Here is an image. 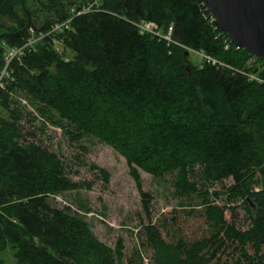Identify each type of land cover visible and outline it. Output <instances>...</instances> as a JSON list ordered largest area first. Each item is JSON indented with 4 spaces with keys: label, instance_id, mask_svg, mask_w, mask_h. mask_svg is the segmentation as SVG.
I'll list each match as a JSON object with an SVG mask.
<instances>
[{
    "label": "trees",
    "instance_id": "16d2710c",
    "mask_svg": "<svg viewBox=\"0 0 264 264\" xmlns=\"http://www.w3.org/2000/svg\"><path fill=\"white\" fill-rule=\"evenodd\" d=\"M74 4L0 0V74L4 45L22 46L31 28L69 19ZM99 9L14 61V80L0 89V253L12 245L19 264H145L142 252L125 259L122 239L112 248L84 215L52 204L80 186L57 154L24 133L22 121L39 116L76 142L93 138L122 156L149 217L139 171L173 175L179 198L201 199L208 236L187 240L175 216L141 227L151 264H230L235 256L234 264H264V192H254L264 176V58L217 30L203 0H100ZM141 21L157 25L160 36L142 34ZM189 50L215 63L193 65ZM20 92L36 116L12 108ZM230 178V199L246 204L245 230L208 197L209 184Z\"/></svg>",
    "mask_w": 264,
    "mask_h": 264
},
{
    "label": "rangeland",
    "instance_id": "374dc122",
    "mask_svg": "<svg viewBox=\"0 0 264 264\" xmlns=\"http://www.w3.org/2000/svg\"><path fill=\"white\" fill-rule=\"evenodd\" d=\"M74 5L87 2L73 0ZM73 6V5H72ZM44 22L40 20L38 25ZM7 25H10L7 22ZM1 32V31H0ZM188 60L193 65H202L204 57L198 52L189 50ZM7 51H5V56ZM264 69V62L258 64V70ZM12 108L20 107L26 112H33L28 98L18 93ZM38 116L37 121L25 118L22 121L25 134L34 133L35 140L57 154L66 167L68 177L79 184V189L51 198L58 208L70 207L86 217L96 237L106 245L115 248L119 239L123 240L125 259L136 258L138 252L145 256V264H151L149 255L140 249L139 233L141 227L150 221L158 222L169 216L177 217L184 236L189 241L208 236L209 230L202 216L201 199L179 198L175 194L173 175L157 179L150 174L139 171L142 179V190L149 195L150 217L145 211L142 193L139 191L126 160L110 146L93 138H84L76 142L68 136L59 125L44 123ZM96 167L100 169H95ZM108 173V180L101 173ZM196 170H201L197 167ZM254 185V192H264V176ZM233 179H225L209 184V199L225 209L226 219L243 230L249 227V215L244 200H231L229 187ZM203 184L199 183L201 187ZM251 205H253L252 202ZM195 210L194 213L190 211ZM238 259L237 256L230 264ZM1 264H19L17 251L12 245L0 253ZM126 264L127 261H126ZM242 264H252L243 260Z\"/></svg>",
    "mask_w": 264,
    "mask_h": 264
},
{
    "label": "water",
    "instance_id": "95a60500",
    "mask_svg": "<svg viewBox=\"0 0 264 264\" xmlns=\"http://www.w3.org/2000/svg\"><path fill=\"white\" fill-rule=\"evenodd\" d=\"M217 30L237 48L264 58V0H203ZM189 55V52H187Z\"/></svg>",
    "mask_w": 264,
    "mask_h": 264
},
{
    "label": "built area",
    "instance_id": "2783aa9c",
    "mask_svg": "<svg viewBox=\"0 0 264 264\" xmlns=\"http://www.w3.org/2000/svg\"><path fill=\"white\" fill-rule=\"evenodd\" d=\"M99 1L100 0H94L93 2L88 1L83 5L72 6L69 9V16H70L69 19L63 21H55L53 24L50 25L49 28L45 30H39L38 33H36L35 30L31 28L30 37L22 46L7 47L6 45H4L6 47L7 55L5 56V67L0 74V89H4L7 79H11L12 81L14 80L10 72V66L14 61L21 62L22 59L26 57L27 53L31 52L36 47V45L45 38L54 37L59 32H62L63 30H68L74 18L78 16H82L89 12L99 11L100 10ZM211 22L214 23L213 18H211ZM136 26L139 28L142 34L149 33L154 36H160L158 26L155 25L154 23L141 21L139 23H136ZM171 32H172V27L169 29L168 35L165 36L164 38L170 40ZM56 49L57 51H59V47H57ZM202 56L205 59H207L208 62L215 63L209 57L204 56L203 54ZM251 78H255V77L251 76Z\"/></svg>",
    "mask_w": 264,
    "mask_h": 264
}]
</instances>
